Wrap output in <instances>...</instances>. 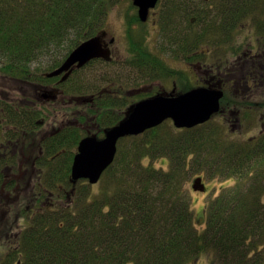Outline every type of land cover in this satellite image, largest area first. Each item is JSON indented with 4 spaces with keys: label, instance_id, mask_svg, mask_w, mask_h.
<instances>
[{
    "label": "trees",
    "instance_id": "trees-1",
    "mask_svg": "<svg viewBox=\"0 0 264 264\" xmlns=\"http://www.w3.org/2000/svg\"><path fill=\"white\" fill-rule=\"evenodd\" d=\"M122 1L0 0V75L40 90V99L27 102L0 96V264H191L210 251L211 264H264V133L241 142L220 122L191 129L165 122L122 139L96 185L73 180L80 142L100 139L123 121L129 98L89 92L81 80L71 83L80 70L62 83L47 74L106 31ZM160 5L167 50L186 61L223 62L226 53L238 54L242 44L236 40L244 29L264 47V0ZM127 12L131 26L145 27L133 3ZM129 30L128 66L142 74L156 67L164 77L168 69L148 49L146 33ZM249 44L254 49L257 43ZM55 51L60 58L44 67L41 58ZM47 87L91 102L73 114L66 109L58 122L56 99L42 97ZM160 159L168 161L167 169L154 165ZM201 173L234 180L209 204L203 230L186 187Z\"/></svg>",
    "mask_w": 264,
    "mask_h": 264
},
{
    "label": "rangeland",
    "instance_id": "rangeland-1",
    "mask_svg": "<svg viewBox=\"0 0 264 264\" xmlns=\"http://www.w3.org/2000/svg\"><path fill=\"white\" fill-rule=\"evenodd\" d=\"M132 1L133 0H123L122 3L118 5L108 17L105 26L107 31V40H114L113 49L115 52V62L108 64L106 62L98 61L93 65H87L85 68L81 69L77 75H75V80H72L71 83L81 80L84 85L90 86L91 90H89V92L99 90V93L104 91V94L108 93V90L112 84H116L118 88H123V94H127L129 97V102L127 104L128 106L131 103L130 100L136 101L140 99L143 94H158V92L162 94L166 91H171L175 87L179 88L181 87L179 84L182 81L184 82L186 78L190 80L192 86H202V79L205 77L207 72L206 70H213V75H218L219 72L223 74L227 72V70H239L240 72L246 73L253 71L252 75L250 76L254 80L258 79L255 77L256 72H264V70H261L259 67H252L250 62H246L245 58L243 57V55L246 54L249 57L251 53L256 52L259 48L264 50V47H259L260 45L257 41L259 37L256 33H251L250 29H244L241 34L237 36L236 45L240 46L242 44V46H240L242 48L238 54H231V52L226 53L227 56L224 58L225 61L223 62L213 59L211 60L212 62L208 64L198 62L192 63L188 61L190 63L189 64L185 61L186 56H174V53L168 51L167 47L164 45L166 42H164L162 39L160 27L158 25V15L160 12L159 9L150 14V19L148 23L145 24V27L140 25L141 23L133 26L129 24L127 16L130 15H128L127 11L130 10ZM129 28L133 29L132 32L134 35L138 34L139 36V33L141 32L146 33L145 42L148 49L153 54L159 56L162 59L165 66L167 67L166 69H168V75L165 77L157 75L151 77L149 74L147 76L145 74L139 73L128 66V60L130 59V46L128 42L130 36ZM251 34H253L254 38ZM252 39H254V42L257 44L254 48L255 51L250 52L249 48H251V46L249 42H252ZM61 53L62 52L56 51L51 52V54L43 56L40 60V63L45 67L47 64H49L52 58H60ZM239 56H241V59L237 62L236 60ZM218 65H220L224 70H217L220 69V66L218 67ZM52 88L53 87H47L44 92H53ZM251 88L252 91L249 92L244 84L238 83L236 86L233 83L225 84L221 89L225 91V98H227L222 102V111L212 119V121L223 123L227 130L230 131L232 136L236 137V140L240 138L241 142L251 141L250 139H253L255 136L259 135L264 129V81L259 80L256 82V84L251 85ZM31 89V87L23 86L0 75V96L5 97L7 100L27 102V100L39 98L36 96V94L37 92L40 94V90L37 91L36 89V92H34L32 91L33 89ZM87 92L88 91H86L85 95L88 94ZM54 93L56 96V100H53V102H56L54 106L59 108L58 110L60 111L58 122L64 120V117L62 116L63 111L66 109H69L70 111L72 110L71 112L73 114L76 113L75 108L78 110H85L88 108L87 106L91 102L90 100L84 101V98H82L83 95L69 96L66 95L64 91H62V93ZM121 110L125 111L126 107H123ZM237 111H242V113L239 112L241 118L240 122L236 124L233 122L234 118H232L233 116H230V114L234 115ZM224 114L231 118L232 121H230V119L229 121H225L226 116H224ZM172 124L174 126V123ZM154 163L153 164L158 168H168V161L165 159L157 160ZM199 177L203 178V183L206 187L205 192L199 190L196 191L194 189L193 185L195 180ZM233 184L234 180L232 179L218 178L215 176L206 177L204 173L199 174V176L194 175L187 182V190L192 196L191 201L193 205L194 219L200 230L206 228L205 223L209 204L220 195L224 188L232 186ZM259 249L264 251V247L262 246ZM210 256H212L214 259V255L211 251L208 252V254H203L201 258L192 262L191 264H211L210 260L212 257Z\"/></svg>",
    "mask_w": 264,
    "mask_h": 264
},
{
    "label": "water",
    "instance_id": "water-1",
    "mask_svg": "<svg viewBox=\"0 0 264 264\" xmlns=\"http://www.w3.org/2000/svg\"><path fill=\"white\" fill-rule=\"evenodd\" d=\"M160 0H134L138 15L146 22L150 9ZM106 32L95 36L75 48L66 61L56 70L47 74L49 78L62 77L66 81L74 69H81L98 59L109 61L111 52L104 46ZM114 40H112V43ZM47 99H56L55 93L45 94ZM222 89L199 87L177 96L159 95L138 102L128 116L108 129L99 139L94 136L84 138L79 146L72 166V178L75 181L88 180L96 185L105 171L114 163L119 142L129 136H138L172 120L177 129H191L207 123L213 115L220 112ZM91 99L84 98V101ZM194 189L206 191L202 178L195 180Z\"/></svg>",
    "mask_w": 264,
    "mask_h": 264
},
{
    "label": "flooded vegetation",
    "instance_id": "flooded-vegetation-1",
    "mask_svg": "<svg viewBox=\"0 0 264 264\" xmlns=\"http://www.w3.org/2000/svg\"><path fill=\"white\" fill-rule=\"evenodd\" d=\"M134 1V0H133ZM133 1H132V3H133ZM133 5H134V3H133ZM136 7V6H135ZM160 8H161V5H160V2L156 5V7L155 8H153V9H150V12H149V17H148V19H147V21L146 22H142V23H144V24H146V23H148V21H149V19H150V14L152 13V12H154L155 10H157V9H159L160 10ZM136 9H137V14H138V7H136ZM139 16V15H138ZM104 32H106L107 33V31H104ZM102 34V33H101ZM96 36H98V35H96ZM114 39V38H113ZM103 42H104V46L107 48V49H109L110 50V52H111V59L109 60V61H105V60H102V59H98V60H94V61H100V62H106V63H108V64H111V63H114L115 62V59H114V57H115V52H114V49H113V46H114V44L112 43V40L111 41H109V40H107V36L106 37H104L103 38ZM165 46H167V44H165ZM252 51H255V49H253V50H251L250 52H252ZM159 57V56H158ZM243 57L245 58V61L246 62H250V65H252V67H254V68H256V67H259L261 70H264V50H262L261 48H259L256 52H254V53H251V55L248 57V55L246 54V55H243ZM248 57V58H247ZM241 59V56H239L238 57V59L236 60L237 62L239 61ZM185 61H186V59H185ZM187 63H189L188 61H186ZM190 64V63H189ZM253 68V69H254ZM78 70H81V69H74L73 70V73L70 75V77L74 74V72L75 71H78ZM236 70H237V68H236ZM207 72H206V74H205V77H204V79H202L203 81H202V83H203V87H207V88H212V89H216V88H218V89H221V88H223L224 87V85L225 84H231V83H233V84H235V86L239 83H241V84H244L245 85V87L247 88V90L249 91V92H251L252 91V88H251V85H254V84H256V82H258L259 80H262V81H264V72H256V78H258V79H252V77L250 76V75H252V73H253V71H251V72H248V73H246V72H240L239 70L238 71H233V73L231 74V76H228L229 74H222V73H218V75H213V73H214V71L213 70H206ZM230 71V70H229ZM167 72L168 71H165V72H163V73H165V75H164V77L166 76V74H167ZM255 72V71H254ZM145 75H147L148 76V74H149V76H153L154 77V75H157V76H161L160 75V73H158V68H156L155 67V69H154V73L153 74H150V72H148V73H144ZM168 75V74H167ZM62 77H63V75L62 76H60V77H58V79H59V82L60 83H62L61 82V80H62ZM69 77V78H70ZM68 78V79H69ZM217 82V83H216ZM175 84V83H174ZM176 85V84H175ZM180 86H181V83L179 84ZM185 87H183V86H181V87H175V88H173L171 91H166L165 93H159L158 92V94H156V93H150V94H143L141 97H140V99H138V100H136V101H131L130 100V104L128 105V107L130 108V109H128V107L126 108V110L124 111V112H128V110H132V108L138 103V102H140V101H142V100H146V99H150V98H154V97H156V96H159V95H166V96H177V95H180V94H183V93H186V92H188V91H190V90H192L193 88H197V86L196 87H194V86H192L191 85V82H190V80L189 79H185L184 80V84H183ZM202 86H198V87H202ZM120 87V86H119ZM188 87V88H187ZM117 88V86H116V84H112V86H110V88H109V90H108V93L110 94V95H112V96H125V98L127 97V98H129L128 96H127V94H123V88H119L120 90H122L121 92L122 93H120V94H118L117 93V91H118V89H116ZM52 90L53 91H55V92H58V93H62V91L59 89V88H56V87H53L52 88ZM141 91V90H140ZM48 93V92H47ZM43 97V99H45L46 101H49V100H47L44 96H42ZM224 97H225V91H224ZM223 97V98H224ZM222 101H223V99L221 100V108H220V112L222 111ZM128 102H129V100H128ZM130 111H129V113H130ZM219 112V113H220ZM224 112V111H223ZM239 112H241V111H239ZM238 111L233 115V114H230V116H233L232 118H234L233 119V122L234 123H238V122H240V113H239ZM128 113V114H129ZM219 113H217V114H219ZM216 114V115H217ZM221 114H223V113H221ZM224 116H226V118H225V121H229V119H230V121H232V119L231 118H229V117H227V115L226 114H224ZM168 121H170V120H168ZM264 128V127H263ZM262 133H264V129L261 131V133L259 134V135H261Z\"/></svg>",
    "mask_w": 264,
    "mask_h": 264
},
{
    "label": "bare ground",
    "instance_id": "bare-ground-1",
    "mask_svg": "<svg viewBox=\"0 0 264 264\" xmlns=\"http://www.w3.org/2000/svg\"><path fill=\"white\" fill-rule=\"evenodd\" d=\"M82 69V68H81Z\"/></svg>",
    "mask_w": 264,
    "mask_h": 264
}]
</instances>
